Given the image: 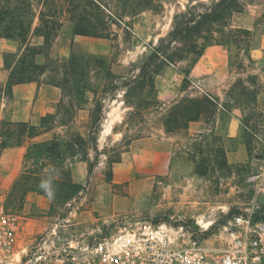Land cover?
<instances>
[{
    "label": "rangeland",
    "instance_id": "1",
    "mask_svg": "<svg viewBox=\"0 0 264 264\" xmlns=\"http://www.w3.org/2000/svg\"><path fill=\"white\" fill-rule=\"evenodd\" d=\"M68 1L25 0L34 13L31 32L39 26V11L53 14L49 18L60 22L50 44L35 47L46 56L45 75L41 77L59 84L64 98L38 125L41 134L34 138L48 136L41 141L72 143L74 156L63 147L64 159L46 160L44 170L61 174L68 183L74 182L72 178L81 177L82 167L79 165L72 177L70 163L80 161L84 164V179L77 183L81 189L61 185L59 190L71 191L65 198L46 196L48 217H43L29 199L30 191L19 189L16 200L11 196L16 183L27 181L26 187L36 172L43 171L42 160L23 156L18 164V178L12 183L6 181L10 169H0V189L6 193L9 207L26 219L28 228L21 233L22 241L29 240L28 234L32 238L38 236L43 227L55 228V241H92L137 223L166 224L182 228L194 238L207 239L218 233L229 216L250 207L254 199L264 210V0H237L235 10L222 24L207 28L205 33L211 38L199 39L205 48H226L227 59L213 53V66L194 69V55L186 54L182 60L162 67L151 92L124 84L138 73L158 39L167 35L175 14L188 8L203 10L217 0H154L139 12L142 15L138 18V13L130 16L124 12L119 1L103 0L107 9L90 5L89 19L97 23L96 19L110 16L111 34L82 35L80 40H75L71 32ZM15 3L12 1L9 6ZM19 18L29 22L31 16ZM260 47V57H253L254 49ZM70 53L84 64L77 71L75 83L70 77L63 84L59 65ZM116 65L124 66L126 73H114L112 68ZM187 94L213 96L219 124L211 117L202 119L208 129L202 133L189 134L187 129L166 132L162 123L166 110L172 101ZM169 96H173L169 101L160 99ZM98 104L102 118L94 123ZM232 106L240 108V128L236 137L228 138L225 131ZM30 144V139L22 142L25 153ZM142 145L149 146L150 151L166 147L174 161L157 167L156 154L142 152L138 147ZM147 161L154 162L149 164L154 165L149 173L144 170ZM89 162L94 165L90 174ZM116 166L119 169L114 176ZM255 175L261 178V191L253 180ZM113 197L123 204L107 210L105 200Z\"/></svg>",
    "mask_w": 264,
    "mask_h": 264
},
{
    "label": "trees",
    "instance_id": "2",
    "mask_svg": "<svg viewBox=\"0 0 264 264\" xmlns=\"http://www.w3.org/2000/svg\"><path fill=\"white\" fill-rule=\"evenodd\" d=\"M12 1L16 2L13 7L9 6ZM117 1L124 6V12L133 16L144 8L150 7L154 0ZM236 3L237 0H217L214 4L203 10L188 8L183 12L175 14L171 29L168 31L167 35L158 39L157 44L152 47L151 52L139 66L138 73L131 77L124 86L129 87L133 85L135 88L147 89L148 92H151L154 89L155 76L159 74V71L164 65L174 64L176 61L182 60L186 54H193L194 60L196 61L202 55L205 48L204 45L199 43V39H210L211 36L205 33L208 32L207 28L210 25L222 24L226 16L235 10L234 7ZM90 5L98 10L101 7L107 9L103 0L68 1L69 10L67 12L69 13L68 20L72 24V34L107 37L111 34V32H109V26L112 22L108 23L110 16H108L106 20L98 18L96 19L97 23H92L89 19L91 15L88 11ZM31 12L32 8L26 5L25 0H3L0 5V37L12 38L21 44H25L30 34H36L43 37L45 45L50 44L51 36L57 31L60 22L49 18L53 17V14H46L39 11V26L35 28L34 32H31L34 18V13L32 15ZM21 16H31V19L29 22H26V20L19 18ZM40 52V48L32 45L25 46L23 52L9 71L4 88V93L6 95L11 94L13 85L38 81V78L44 74L46 69L45 64L40 65L34 61L35 55ZM8 58L10 57H6L5 59L6 66H9ZM83 64L84 62H82V60L74 57L73 54L70 53V57L66 59L63 64L59 65L62 69L61 75L63 84H66L67 79L70 77H74L73 81L75 83L77 81V71L82 69ZM50 83L60 86L53 81ZM1 92L2 88H0V98ZM216 106L217 100L209 94H203L198 97H193L189 94L183 95L172 101L166 110L162 118L165 131L171 134L177 129H186L189 121L200 119L209 120L216 114L214 110ZM100 112L101 105L98 104L93 118L94 123L100 121L102 118ZM47 115L49 116L50 114ZM46 116L42 117L41 122L44 121ZM39 127L40 126L32 125L27 122H14L10 120V118H2L0 121V137L4 138V140H0V151L6 147L21 145L22 142H27L28 139L39 136L41 134ZM11 138L12 140H10ZM78 140L82 141V138L79 136ZM63 147L69 155L74 156L76 154L72 143L59 142L58 140L31 142L24 157H30L33 160L38 158L41 159L43 171L36 172L35 178H33L30 185L26 187H24V183L27 181H24L20 185L16 183L13 187L12 198H17V191L19 189L22 190V192L35 191L48 196L46 191L40 187L43 181H50V187L53 193L57 195V198L61 199L67 197L71 193L70 189L66 191L59 190L61 185H70L72 188L79 186L81 189V186L77 183L66 182L61 174H57L51 170H44L47 166L46 160L59 162L64 159L61 149ZM94 150L96 151V147H94ZM93 166L94 165L89 162L87 166L88 174L92 172ZM255 217H258V215Z\"/></svg>",
    "mask_w": 264,
    "mask_h": 264
},
{
    "label": "built area",
    "instance_id": "3",
    "mask_svg": "<svg viewBox=\"0 0 264 264\" xmlns=\"http://www.w3.org/2000/svg\"><path fill=\"white\" fill-rule=\"evenodd\" d=\"M253 180L261 191L260 176ZM27 228L0 189V264H264V210L256 199L207 239L166 224L137 223L92 241H55V228L47 227L22 241Z\"/></svg>",
    "mask_w": 264,
    "mask_h": 264
},
{
    "label": "crops",
    "instance_id": "4",
    "mask_svg": "<svg viewBox=\"0 0 264 264\" xmlns=\"http://www.w3.org/2000/svg\"><path fill=\"white\" fill-rule=\"evenodd\" d=\"M141 13H138L136 17H140ZM82 35H75L74 39H81ZM44 43V39L40 35L30 34L25 44L19 43L17 40L12 38L0 37V88H2L1 98H0V121L2 118H10V120L14 122H27L32 125H40L42 117L47 114H51L54 111V108L58 102L64 98L63 90L60 86L50 83L49 81L43 80L41 77L38 81H30L25 83H19L12 86L11 94L6 95L4 93V88L8 79V74L10 69L15 64L16 60L19 58L21 53L23 52L26 45L39 46ZM260 48L254 49L252 54L253 57L259 58L261 51ZM220 54L222 59L228 57L227 49L222 47L219 48L216 45H212L208 48L204 49V53L195 61L193 68H201L205 65L213 66L215 64V56H211V54ZM58 56L57 54H54ZM6 57H10L9 66L5 65ZM34 61L37 64L43 65L46 61V56L43 53H37L34 57ZM112 71L116 74L123 75L126 73V68L124 66H114ZM45 73L43 74V76ZM196 79V77L194 78ZM198 88L203 91L204 89ZM185 92V90L181 91ZM174 95V94H173ZM214 95V94H213ZM173 96H169V98H161L164 99L162 101H169ZM229 119L226 126L225 135L228 138L236 137L239 133L240 128V119L241 112L240 108L236 106H232L228 111ZM216 119V125L219 124V115H215L212 117ZM187 131L189 134H199L208 130L206 127V123L200 120L189 121L187 126ZM48 136H44L41 139L47 138ZM41 139H30L31 142L41 141ZM142 152L151 153L154 152L156 154V166L160 167L161 164H164L165 161L173 162V154L171 150L166 147L157 148L155 151H150L149 146L142 145L138 146ZM26 150V146L24 145H14L10 147H6L0 151V169H10L6 175V181L8 183L14 182L19 175L18 164H20L21 159L24 156ZM168 154H165L167 153ZM225 152H228L227 148H225ZM159 160V161H158ZM150 163L154 162H146V169L148 173L154 169V165L150 166ZM82 167V175L78 178H72L74 183L83 182L84 179V164L80 161H74L70 163V171L72 177L74 175L75 169L78 166ZM10 167V168H9ZM130 172L132 171V166H128ZM119 166L113 168V175L117 174ZM28 197L31 201L35 202L36 207L39 209V212L43 217H48V209L49 203L47 202V197L37 193L35 191H30L28 193ZM107 203V210L116 209L120 203L123 204L121 200L113 197L105 200ZM30 205V203H29Z\"/></svg>",
    "mask_w": 264,
    "mask_h": 264
},
{
    "label": "clouds",
    "instance_id": "5",
    "mask_svg": "<svg viewBox=\"0 0 264 264\" xmlns=\"http://www.w3.org/2000/svg\"><path fill=\"white\" fill-rule=\"evenodd\" d=\"M40 187L43 188L46 191V193L49 196V198H51L54 195V193H53V191H52V189L50 187V181L41 182Z\"/></svg>",
    "mask_w": 264,
    "mask_h": 264
}]
</instances>
